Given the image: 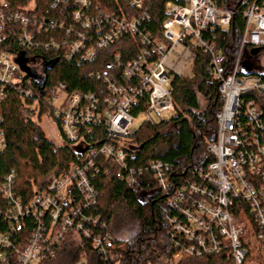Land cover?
<instances>
[{"label":"built area","instance_id":"obj_1","mask_svg":"<svg viewBox=\"0 0 264 264\" xmlns=\"http://www.w3.org/2000/svg\"><path fill=\"white\" fill-rule=\"evenodd\" d=\"M122 1L128 9L137 11V16L121 13V17L116 19L103 0H72L77 9L72 14V21L79 24L80 29L70 25L66 34L73 35L75 40L69 41L67 38L61 43V47L66 49L64 55L67 60L76 58L85 63L94 60L99 52L108 50L124 37L137 38L142 45H146L130 63L122 68L117 66L121 68L125 85L117 84L112 77L106 80L109 94L100 107L95 97L68 93L64 85L44 89L36 99L28 82L31 78L27 75L29 71L40 69V65L25 62L23 56L9 58L0 52V108L10 101L15 117L23 121L36 122L48 118L54 127V124L57 125L66 144H73L83 151L87 145L79 135L78 126L90 132V123H103L108 125L112 136L128 138L136 132V129H132L135 123L169 121L175 115L171 98L172 78L191 77L195 52L201 49L209 53L212 57L211 75L219 83V93L224 97L222 113L217 117V142L208 147V153L216 161L206 171L199 172L202 184L190 185L188 198L184 195V189L172 200L182 219L170 222L173 224L171 234L189 244L175 256L174 264L199 257L201 253L220 254L223 248L232 259V264H243L247 253L240 242L242 224L231 214L230 208L234 201L248 204L250 213L259 225L261 233L258 240L261 250H264V143L253 135L250 143L254 151L250 150L246 158L247 149L242 148L245 129L239 117L243 113L250 122L260 123V113L264 110V75L250 76L243 67L240 71L242 76L237 77L239 64L236 67L233 64L240 62L243 50L251 52L257 49L261 52L264 49V0L244 1L246 26L241 37L242 49L236 62L229 63L227 67L223 66L226 59L218 53L212 40L203 38L206 32L229 28L234 15V12L218 9L215 0H176L178 4L167 3L166 20L162 25L163 41L147 30L140 32L138 29L140 23L148 19L144 11L146 0ZM3 7L4 0H0V9ZM27 13L24 9L22 13L9 17L0 11V41L6 39V21H13L24 29L19 38L20 42L26 43L23 47H34V35L28 29L32 26V30L39 35L44 23L39 27L35 22L31 24L24 15ZM87 40H91L90 44ZM50 46L56 51L59 44L50 40ZM113 59L119 62L120 55H113ZM260 67L264 71L261 62ZM43 79L44 73L35 82ZM248 95L256 101L244 103L242 98ZM40 98L47 111L41 118L38 117L42 107ZM142 98L147 101L145 110L134 117L132 110ZM250 122L247 124L253 126ZM4 150L5 140L0 128V155ZM103 162L126 168L123 150L110 144H105L99 150L89 148L79 165H71L67 171L53 178L46 189L34 188L31 196L24 201L20 195L13 193V176L4 178L0 182V197L5 208L0 218L7 220L6 229L0 230V264H41L54 259L67 232L74 229L77 220L82 218L81 203L72 207L73 189L79 192L87 206L94 205L95 191L86 173L95 171V167ZM150 168L156 173L159 186L164 189L163 167L152 163ZM126 183L129 187L135 184L130 177L126 178ZM27 217L35 222L32 228L25 223ZM213 231L217 238L211 236ZM89 234L83 232L84 237ZM108 240L109 237L105 240L106 244ZM92 243V251L101 258L105 257L100 238L95 237ZM76 264L86 263L80 260Z\"/></svg>","mask_w":264,"mask_h":264},{"label":"trees","instance_id":"obj_2","mask_svg":"<svg viewBox=\"0 0 264 264\" xmlns=\"http://www.w3.org/2000/svg\"><path fill=\"white\" fill-rule=\"evenodd\" d=\"M103 1L116 19L121 17V13L137 16V11L128 9L122 0ZM244 1L254 0H215L218 9L234 12V15L229 28L206 32L203 37L205 40H212L218 53L226 59L224 67L236 62L239 56L238 47L246 26ZM167 3L178 4L176 0H146L144 11L148 19L140 23V32L147 30L159 41H163L162 25L166 20ZM29 6L33 9H28ZM24 9L28 12L24 15L31 24L35 22L39 27L44 23L39 35L32 30V26L28 29L34 35V47H23L26 43L19 41L22 31L24 32L23 27L19 23L6 21V39L0 41V52L9 58L23 56L25 62L40 65V69L33 72L44 73V89L64 85L68 93L95 97L99 107L109 94L106 80L112 77L117 84L125 85L122 66L130 63L140 50L146 48L137 38L124 37L108 50L99 52L90 62L85 63L76 58L69 61L61 43L67 38L69 41L75 40L73 35L66 34L70 25L80 29V25L72 21V14L77 10L72 0H4V7L0 11L11 17L22 13ZM50 40L59 44L56 51L50 46ZM90 41L87 40V43L90 44ZM251 52L241 51L240 62L233 64L235 67L239 64L237 77L242 76L240 71L244 67L243 55L246 53L251 56ZM260 53H264V49L251 59H257ZM115 54L120 55L119 62L114 61ZM195 59L191 66V77L172 78L171 98L175 115L169 121L139 124L134 135L128 138L112 136L108 125L103 123H90V132L78 126L79 135L87 145L83 151L73 144L56 146L49 143L37 125L40 121H23L15 117L10 101L0 108V128L5 140V150L0 155V182L13 176V193L20 195L22 201L31 196L34 188L46 189L53 178L67 171L71 165H79L89 148L99 150L105 144H110L123 150L125 154L124 169L111 162H103L95 167V171L86 173L95 191L94 205L87 206L79 192L73 189L72 207L81 203L82 218L77 220L78 227L67 232L56 257L41 264H76L80 260L86 264H174L175 256L189 246L181 237L171 234L173 224L170 222L182 219L172 200L184 189V195L188 198L189 186L202 184L199 172L206 171L215 163V158L208 153V147L217 142V117L224 107L219 83L211 75L212 57L200 49L195 52ZM248 75L261 77L256 72ZM28 82L37 99L39 93L36 91L38 87L35 80L29 79ZM242 101L245 103L256 100L248 95ZM40 103L42 107L39 118L47 114L42 98ZM146 103L145 98L139 99V105L132 110L131 115L136 117L137 113L143 112ZM260 114V123L250 122L243 113L239 117V122L245 129L242 148L247 149L246 158L250 150L254 151L250 143L253 135L264 143L263 109ZM248 122L253 123V126L248 125ZM54 125L59 133L57 125ZM152 163L163 167L164 189L159 186L156 173L150 168ZM129 177L135 182L132 187L126 183V178ZM4 208L5 203L0 197V214L4 212ZM230 212L242 224L240 242L247 253L243 264H264V250H261L258 240L261 231L248 204L234 201ZM6 220L0 218L1 231L6 229ZM25 223L28 228L35 225L31 217H27ZM85 231L91 235L84 237ZM211 236L217 238L216 232L213 231ZM95 237L100 238L106 252L103 258L92 251ZM108 237L110 240L106 244ZM178 264H232V259L223 248L220 254L201 253L199 257Z\"/></svg>","mask_w":264,"mask_h":264},{"label":"rangeland","instance_id":"obj_3","mask_svg":"<svg viewBox=\"0 0 264 264\" xmlns=\"http://www.w3.org/2000/svg\"><path fill=\"white\" fill-rule=\"evenodd\" d=\"M29 8H32V6H29ZM238 49H242L240 46ZM243 58L245 59L242 62V66L246 68L247 74H250L251 72H256L259 75H264V71L260 67V62L264 66V53H260L257 59H251V56L245 53L243 55ZM184 75H188L187 72H183ZM228 115V112H227ZM230 116V113L229 115ZM40 129L43 131L45 135V139L56 146H65L66 143L62 140L60 134L53 126L52 122L48 118H42L40 122L37 124ZM139 127L138 123H135L132 129H137ZM262 253V252H261ZM263 254V253H262ZM113 262L116 263V260L113 259Z\"/></svg>","mask_w":264,"mask_h":264},{"label":"water","instance_id":"obj_4","mask_svg":"<svg viewBox=\"0 0 264 264\" xmlns=\"http://www.w3.org/2000/svg\"><path fill=\"white\" fill-rule=\"evenodd\" d=\"M258 53H259V50L256 49V50L252 51L250 54H251V57H255ZM41 75H42L41 72L29 71L27 76L30 77L32 80H35L36 78L40 77ZM36 84L38 87L37 92L39 93V95H42V92H43L44 87H45V79H43L42 81L36 82Z\"/></svg>","mask_w":264,"mask_h":264}]
</instances>
